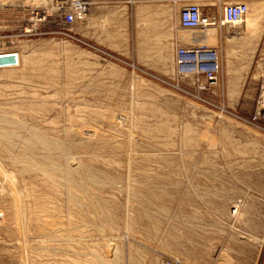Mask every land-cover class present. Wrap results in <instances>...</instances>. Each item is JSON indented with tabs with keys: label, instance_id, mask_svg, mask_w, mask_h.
<instances>
[{
	"label": "rangeland",
	"instance_id": "1",
	"mask_svg": "<svg viewBox=\"0 0 264 264\" xmlns=\"http://www.w3.org/2000/svg\"><path fill=\"white\" fill-rule=\"evenodd\" d=\"M174 1L90 0L65 25L75 0H0V53L19 60L0 68V264H264L247 123L264 0L210 32L214 86L179 73L172 15L137 13Z\"/></svg>",
	"mask_w": 264,
	"mask_h": 264
},
{
	"label": "built area",
	"instance_id": "2",
	"mask_svg": "<svg viewBox=\"0 0 264 264\" xmlns=\"http://www.w3.org/2000/svg\"><path fill=\"white\" fill-rule=\"evenodd\" d=\"M222 2L223 0H218ZM86 0H75L72 11L63 14V23L72 25L82 20L88 12ZM249 12L245 3H224L219 17L203 14L201 4L187 3L178 10V34L180 45H177V65L183 76L195 75L203 77L209 86L218 83L222 70L219 50L210 41V31L227 25H237L243 21ZM213 38V37H212ZM7 54V53H0ZM259 96L257 110L247 123L264 132V56L259 67ZM201 89L205 90L206 86ZM236 213V210L233 211ZM161 264H184L180 260L163 261Z\"/></svg>",
	"mask_w": 264,
	"mask_h": 264
},
{
	"label": "crops",
	"instance_id": "3",
	"mask_svg": "<svg viewBox=\"0 0 264 264\" xmlns=\"http://www.w3.org/2000/svg\"><path fill=\"white\" fill-rule=\"evenodd\" d=\"M200 1H204V0H200ZM194 2H197L199 4H201L202 6V11L204 15L210 16V17H218L220 16L221 13V7L224 3H245L248 4L250 3V0H223L222 2H219L218 0H208L207 3H200L199 0H195ZM187 3H191L188 2L187 0H176L173 2V6L170 10H167L165 8H154V7H147L144 9H137V13L143 12L146 14H161V15H172V17L176 20V22L178 23V19H177V14H178V10L181 6L187 4ZM89 7L91 6L90 0L88 1ZM178 28H179V24H177L176 26V30L174 29V43L175 45H180V36L178 34ZM211 32V31H210ZM213 32V30H212ZM210 34V33H209ZM210 41L213 44V34H210Z\"/></svg>",
	"mask_w": 264,
	"mask_h": 264
},
{
	"label": "water",
	"instance_id": "4",
	"mask_svg": "<svg viewBox=\"0 0 264 264\" xmlns=\"http://www.w3.org/2000/svg\"><path fill=\"white\" fill-rule=\"evenodd\" d=\"M19 64L16 54L7 53L0 55V68L13 67Z\"/></svg>",
	"mask_w": 264,
	"mask_h": 264
},
{
	"label": "bare ground",
	"instance_id": "5",
	"mask_svg": "<svg viewBox=\"0 0 264 264\" xmlns=\"http://www.w3.org/2000/svg\"><path fill=\"white\" fill-rule=\"evenodd\" d=\"M247 15H248V14H247ZM247 15H246V16H247ZM251 24H252V23L248 21V22L246 23V26H244V28H246V29L251 28Z\"/></svg>",
	"mask_w": 264,
	"mask_h": 264
}]
</instances>
